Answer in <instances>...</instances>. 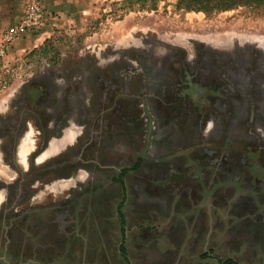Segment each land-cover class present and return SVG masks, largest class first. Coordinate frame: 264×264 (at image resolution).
I'll return each mask as SVG.
<instances>
[{
	"label": "flooded vegetation",
	"instance_id": "1",
	"mask_svg": "<svg viewBox=\"0 0 264 264\" xmlns=\"http://www.w3.org/2000/svg\"><path fill=\"white\" fill-rule=\"evenodd\" d=\"M234 45L178 56L171 45L143 48V57L113 51L71 78L55 71L43 84H23L11 113L0 114V140L10 161L31 124L37 147L30 169L0 185V245L12 231L22 246L49 232L68 242L87 220L116 229L124 253L134 226L165 222L176 239L179 224L193 225V252L219 224L228 228L229 258L264 264V47ZM65 132L71 144L35 165Z\"/></svg>",
	"mask_w": 264,
	"mask_h": 264
},
{
	"label": "rangeland",
	"instance_id": "2",
	"mask_svg": "<svg viewBox=\"0 0 264 264\" xmlns=\"http://www.w3.org/2000/svg\"><path fill=\"white\" fill-rule=\"evenodd\" d=\"M252 6L242 2L227 6L222 0H109L81 31L52 38L49 48L36 54L38 65L25 63L22 69L17 66L19 75L15 78L22 85L43 84L44 77H53L55 71L71 78V70L76 71L74 74L81 69L83 72L87 62L111 57L113 51L119 52L117 56L121 58L143 57L141 50L148 46L154 52L171 45L176 47V56L186 53L184 48L191 53L229 43L235 47L238 43L243 44L244 49L249 46L244 43L264 47V6ZM41 39L32 42V46H39ZM3 69L0 66V87L5 80L1 76L5 72ZM29 74L31 76H27ZM131 200L130 195L128 201ZM187 212L167 209V216H189ZM85 221L77 227L78 236L68 242L54 239L49 232L43 237L38 236L36 243L25 242L22 246V237L12 231L10 243L1 242L0 264H220L236 261L227 255V225H215L207 244L204 245V238L200 237L199 248L191 252L187 248L195 235L181 234L179 239L173 238L169 233L175 226L168 224L161 232L147 234V240L142 242L143 247L146 246L145 252L139 257V246L135 247V244L140 234L132 231L127 235L125 252L119 253L117 244L121 239L114 234L116 229L112 232L110 226ZM202 228L206 230L207 227ZM206 253L217 260L206 259Z\"/></svg>",
	"mask_w": 264,
	"mask_h": 264
},
{
	"label": "crops",
	"instance_id": "3",
	"mask_svg": "<svg viewBox=\"0 0 264 264\" xmlns=\"http://www.w3.org/2000/svg\"><path fill=\"white\" fill-rule=\"evenodd\" d=\"M109 0H47L45 3V11L47 15V22L37 37H26L15 40L10 49L7 51L5 57L0 60V66L5 71L1 76H4V84L0 87V114L11 113L9 103L14 98H17L22 87L15 75L16 68L25 67V63L36 64V54L40 51H46L49 48V41L63 34H75L85 26H87L91 17L101 12V8ZM22 17V0H0V39L3 32L17 23ZM42 38V39H41ZM41 41L39 46H32V42L36 40ZM53 39V40H54ZM37 46V47H36ZM39 48L38 51H36ZM35 60V61H34ZM15 68V69H14ZM16 70V71H15ZM19 75V74H17ZM24 76V75H23ZM27 76H31L30 74ZM18 81V82H17ZM11 98V100H10ZM14 113V112H13ZM12 113V114H13ZM67 132V131H66ZM65 136L59 141H55L49 144L46 150L37 158L35 165L42 164L48 157H52L59 153L61 150L67 148L71 143L70 139H66ZM3 144H6V140H0V185H9L17 178V172H27L30 169L29 157L35 151L37 147V134L30 124L27 132L20 138L16 144L13 157L10 161L6 160L3 152ZM64 151V150H63ZM1 187V186H0ZM5 200V192L0 190V208ZM172 225V224H171ZM180 229L183 235H191L193 232V225L191 223H181ZM155 226V228H152ZM168 224L165 222L146 225L140 230L139 226H134L133 231L140 234H146L145 230L148 229L151 232H161ZM166 231V230H164ZM190 250L191 247L187 248ZM243 257L241 261H230L231 264H247L245 260L249 259L248 264H256L257 259ZM245 261V262H244ZM252 262V263H251Z\"/></svg>",
	"mask_w": 264,
	"mask_h": 264
},
{
	"label": "built area",
	"instance_id": "4",
	"mask_svg": "<svg viewBox=\"0 0 264 264\" xmlns=\"http://www.w3.org/2000/svg\"><path fill=\"white\" fill-rule=\"evenodd\" d=\"M47 0H22L21 19L8 27L0 39V60H2L12 43L19 38L37 36L47 22L45 3Z\"/></svg>",
	"mask_w": 264,
	"mask_h": 264
},
{
	"label": "trees",
	"instance_id": "5",
	"mask_svg": "<svg viewBox=\"0 0 264 264\" xmlns=\"http://www.w3.org/2000/svg\"><path fill=\"white\" fill-rule=\"evenodd\" d=\"M222 1H225V4H227V6H230V5H235L239 2H242V3H245L251 7H253L252 5H256V4H263L264 6V0H222ZM225 6V5H224ZM2 227L0 226V229ZM5 241V236L2 237V243ZM227 264H231V262H227Z\"/></svg>",
	"mask_w": 264,
	"mask_h": 264
}]
</instances>
